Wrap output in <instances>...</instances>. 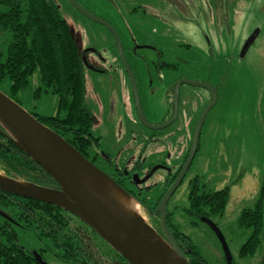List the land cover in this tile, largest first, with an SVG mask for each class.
<instances>
[{
	"label": "rangeland",
	"instance_id": "1",
	"mask_svg": "<svg viewBox=\"0 0 264 264\" xmlns=\"http://www.w3.org/2000/svg\"><path fill=\"white\" fill-rule=\"evenodd\" d=\"M47 1L68 23L81 51L85 64L83 75L87 105L94 118V136L101 139V149L113 151L114 141L115 145H119L116 139L120 137V131L110 120L113 111L106 112L103 108L111 100L110 107L113 109V94L118 97L122 91L131 130L141 136L137 142L143 139L161 140L170 150L172 146L169 148L171 140H168V135L172 132L178 134L181 148L175 165H180L191 146L196 122L210 104L211 91L183 84L180 102L188 99L193 106L191 112L187 110L184 116L179 115L168 129L152 131L143 128L136 122L134 109H130L127 103L129 78L113 35L102 25L78 13L66 0ZM74 2L117 32L135 77L145 116L151 125H160L166 108L164 93L169 92L173 82H198L214 89L217 101L205 117L195 157L169 200L167 210L171 214V222L189 237L208 264H225L226 255L216 232L199 220L186 217L181 209L188 206L191 183L198 193L227 189L224 214L212 217L211 221L224 237L229 262L264 264V229L256 254L252 258L239 259L238 250L249 232L236 224L240 213L254 206L264 187V0ZM255 31H258L257 37L242 57L244 43ZM9 38L10 35L0 32V49L5 48ZM143 44L154 46V51L139 48ZM159 54L164 55V63L175 67L159 73ZM90 66L98 68L99 72L90 70ZM38 80L36 73L31 79L34 87ZM8 86L9 83H0V91L6 94ZM25 96L22 108L26 111L36 107L35 111L42 116L54 113L53 96L46 95L38 102L32 101L29 92ZM180 107L182 111V105ZM106 113L108 121L105 120ZM132 141L130 136L129 143L124 146L126 156L132 150L137 154L141 148L137 143L132 145ZM163 176V172L156 173V179L160 181ZM138 213L149 223L140 208ZM2 221L0 218V224ZM17 235L21 245L27 247L20 237L21 232Z\"/></svg>",
	"mask_w": 264,
	"mask_h": 264
},
{
	"label": "trees",
	"instance_id": "2",
	"mask_svg": "<svg viewBox=\"0 0 264 264\" xmlns=\"http://www.w3.org/2000/svg\"><path fill=\"white\" fill-rule=\"evenodd\" d=\"M0 32L10 35L5 48L0 49V83H9L6 95L21 107L26 92L33 102L46 95L53 96L52 115L42 116L35 111L36 107L28 112L79 153L98 147L101 140L94 136L93 118L85 100L84 60L68 23L56 7L47 0H0ZM36 73L39 80L34 87L31 79ZM0 173L11 179L56 188L55 182L12 143L1 127ZM187 199L188 206L181 209L186 217L197 221L211 219L224 214L228 190L198 193L193 184ZM136 202L141 209L146 208ZM155 207L146 213H156ZM263 207L264 187L254 206L243 210L236 221L238 228L249 232L238 250L239 259L252 258L260 246ZM0 212L7 217L0 224V264H36L33 255L19 242L17 231L34 239L42 236L48 242L42 245L43 252L59 263L113 264V257L106 259L104 251L98 248L100 238L58 207L0 191ZM167 212L166 226L190 264H208L189 237L171 222V214ZM156 221L150 224L162 235ZM110 252L114 253L116 264H127L116 252L111 249ZM225 261L230 264L226 258Z\"/></svg>",
	"mask_w": 264,
	"mask_h": 264
},
{
	"label": "water",
	"instance_id": "3",
	"mask_svg": "<svg viewBox=\"0 0 264 264\" xmlns=\"http://www.w3.org/2000/svg\"><path fill=\"white\" fill-rule=\"evenodd\" d=\"M66 1L78 13L102 25L113 35L121 62L133 89L137 117L144 127L156 131L173 123L177 115L179 89L183 84L211 91L212 100L195 125L189 154L179 176L157 206L156 213L159 212L161 216L160 230L162 235L139 213L133 215L125 212L110 197L111 190L115 191L124 199L135 202L140 208L131 196L62 137L41 124L35 116L1 91L0 127L14 145L55 182L57 188H48L11 179L0 173V191L23 199L43 202L70 213L120 255L127 264H190L166 226L165 205L175 193L195 157L203 122L209 110L215 105L217 94L207 84L179 80L174 85V113L171 119L159 127L149 125L140 105L133 72L125 58L120 39L115 30L106 22L84 11L74 0ZM257 33L258 31H255L244 43L240 54L242 57L256 39ZM208 225L216 232L226 258L230 260L227 245L219 229L211 223ZM37 261L39 264H44L40 259Z\"/></svg>",
	"mask_w": 264,
	"mask_h": 264
},
{
	"label": "flooded vegetation",
	"instance_id": "4",
	"mask_svg": "<svg viewBox=\"0 0 264 264\" xmlns=\"http://www.w3.org/2000/svg\"><path fill=\"white\" fill-rule=\"evenodd\" d=\"M139 48H145L146 50H151V51H154V49H155L154 46L149 45V44H143L142 47L139 46ZM122 49H123V47H122ZM124 55H125V53H124ZM157 57L159 59V63L157 66L159 73L164 71V70H171V68L175 67V66H172L170 64L164 63V55L163 54H159ZM162 64L169 66V68L164 67ZM89 68H90V70H93L95 72H99V69L96 67L90 66ZM160 79L163 80L161 76H160ZM135 82H136V80H135ZM176 82L177 81L173 82L172 86L170 87L169 92L166 91V93H164L165 94L164 106L166 108L164 110L163 119L159 123L160 125H151L147 121V118L145 116L146 114L144 112L145 109H144L143 101H142V98H140V93H139L138 86H137L140 105H141L144 117H145L147 123H149V125L159 127V126L166 124L171 119V117L174 113V92H173V90H174V85ZM136 85H137V83H136ZM129 86H130V90H129L130 92L129 93L131 94V96H130V94L126 96L127 97V103L129 105L130 109H134V114L136 116L135 118L137 119L136 122L139 123L143 128H146L142 125V123L139 121V119L137 117L136 106H135V101H134V96H133V89H132L130 81H129ZM181 86H183V85H181ZM181 86L179 89L176 118L171 125H169L168 127L164 128V129H168L171 126H173L175 124V122L177 121V119L179 118V115L184 116L186 114L187 110L190 111L193 108L191 102L190 103L188 102V99H185L186 101L183 100L182 103L180 102L181 101L180 100ZM121 94H122V91L119 92L118 97H116L113 94V109H111V107H110V105L112 103L111 100H108V102L106 104V108H103V110L105 109L106 112H109L111 110L113 111L112 117L110 120L114 124L115 128L119 129V131H120V137L118 139H116L119 145H115V141L113 140L114 141L113 142V151L109 150V149H103V148L101 149L102 145L99 144L98 147H96L92 150L90 149L89 151H86L83 154L82 153H80V154L84 158H86L91 164H93L96 168H98L101 172H103L105 175H107L114 183H116L121 189H123L135 201H139L140 203H142L143 206L146 207L142 211L144 212V214L147 215L149 222L152 220H154V221L158 220L159 225H160V219H161L160 213L157 214V213L153 212V214L150 215V214L146 213V210L153 208L154 206H156L155 209L157 208L161 198L164 196V194L167 192V190L172 186V184L174 183L176 178L179 176V174H180V172H181V170H182V168L186 162L190 148L185 153L182 163L180 165L176 166L175 164H176L177 157H178L177 153L180 152V148H181L180 141H178V134L172 132L168 135V140H171V142L169 144V148H170V145L172 146V149H170V150H167L168 149L167 145L163 144L165 141L161 142V140L157 142V140L143 139L142 141L137 142L141 136L139 137L137 134H134L131 130V123H130L129 119L126 117V115H127L126 103L123 100V96ZM85 100H86V104H87V96L85 97ZM211 100H212V94H211ZM131 101H132V103H131ZM216 101H217V99H216ZM150 103H152V102H150ZM181 105H182V111H181V107H180ZM117 117H118V121L116 122L115 119ZM92 118H93V115H92ZM105 120L108 121L107 113H106ZM93 122H94V118H93ZM134 122H135V119H134ZM92 130H93V127H92ZM130 136H131V140L133 139L132 145L137 143L141 148H139V151L137 152V154H136V151L132 150L131 154H127V156H126L124 154L126 152V150L124 151L123 149H124V146H126L129 143ZM142 138H144V137H142ZM100 143H101V141H100ZM151 144H155V145H151ZM156 145H158L159 149L156 147ZM155 147L157 148V150H155ZM147 151H148V154H145ZM128 152H130V151H128ZM111 153H113V155ZM116 154H118V155H116ZM124 156H126V157L124 158ZM125 159H127V161H124ZM130 161H131V163H129ZM146 162H149V163L147 164ZM162 172H163L164 176L162 178V181H160V180L156 179V173H162ZM184 178H185V176H184ZM191 184L193 185V183H191ZM192 185H191V187H192ZM165 186H167V189L165 188ZM160 195H161V197L159 198ZM156 201H158V202L155 205ZM168 203H169V201L165 205L167 215H168V212H167L168 211L167 210ZM0 217L2 219H5V220L7 219V217H5L4 214H2L1 212H0ZM166 219H167V217H166ZM200 222L205 224L207 227H209V225H208L209 223L213 224L216 227V224H214L211 221V219L208 217L202 218L200 220ZM17 232H19V231H17ZM26 235L20 236L22 238V240L27 244V247H23V248H25L27 250V252H29L31 255H33V260L35 261L36 264H39L37 259H40L44 264H53V262H55L57 264H63V263H59L58 261H56L53 256L45 255V253L43 252V249H42L43 248L42 245L45 243L48 244V242L44 241L42 236H41V238L35 237V239H34V237H31L30 235H27V236ZM221 235H222V233H221ZM17 237H18V235H17ZM222 237H223V235H222ZM99 245L100 246L98 248H100L101 251H104L106 259L107 258L111 259L113 257V264H116L117 261H116V257L114 256V253L110 252L111 248L101 239H100ZM99 252L100 251L98 250L97 253H99ZM42 254L44 256H42Z\"/></svg>",
	"mask_w": 264,
	"mask_h": 264
},
{
	"label": "bare ground",
	"instance_id": "5",
	"mask_svg": "<svg viewBox=\"0 0 264 264\" xmlns=\"http://www.w3.org/2000/svg\"><path fill=\"white\" fill-rule=\"evenodd\" d=\"M110 197H112L125 212L133 215L138 214V206L135 202L124 199L122 196L112 190Z\"/></svg>",
	"mask_w": 264,
	"mask_h": 264
}]
</instances>
